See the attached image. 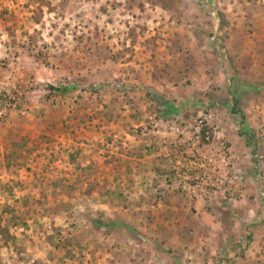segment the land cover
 Wrapping results in <instances>:
<instances>
[{
  "label": "rangeland",
  "instance_id": "374dc122",
  "mask_svg": "<svg viewBox=\"0 0 264 264\" xmlns=\"http://www.w3.org/2000/svg\"><path fill=\"white\" fill-rule=\"evenodd\" d=\"M0 97V264H264V0H0Z\"/></svg>",
  "mask_w": 264,
  "mask_h": 264
},
{
  "label": "trees",
  "instance_id": "16d2710c",
  "mask_svg": "<svg viewBox=\"0 0 264 264\" xmlns=\"http://www.w3.org/2000/svg\"><path fill=\"white\" fill-rule=\"evenodd\" d=\"M219 16L221 18L220 28L222 29L227 24V20H226V16H225L224 13H222V12L219 13ZM50 88H51V91H53V92H55V91L58 90V88L55 87V86H51ZM65 89L66 88L64 87L61 90H65ZM250 89H251L250 87L245 86V85H243L241 83L239 85L234 86L233 88H231V90H232V96H233V107H232V111L234 113L240 112V109H239L240 97L245 92L250 91ZM0 100H2L1 97H0ZM206 131H208V129L207 128H204L203 129V132H202V136H203V139L204 140L206 139V136H207L206 135ZM240 135L243 136L246 139L247 143H249L252 140L251 134L248 133V132H246V131H244V130H240ZM94 222H95V226H97V227H100L101 225L104 224V223H101L100 219H96V220H94Z\"/></svg>",
  "mask_w": 264,
  "mask_h": 264
}]
</instances>
